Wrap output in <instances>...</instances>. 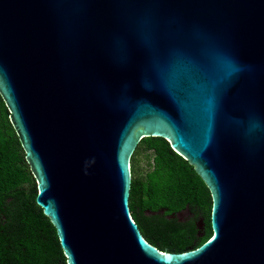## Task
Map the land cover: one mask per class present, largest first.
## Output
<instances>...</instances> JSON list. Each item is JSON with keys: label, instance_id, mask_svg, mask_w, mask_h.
<instances>
[{"label": "water", "instance_id": "95a60500", "mask_svg": "<svg viewBox=\"0 0 264 264\" xmlns=\"http://www.w3.org/2000/svg\"><path fill=\"white\" fill-rule=\"evenodd\" d=\"M0 93L67 264H264V0H0ZM146 136L211 191L197 247L132 214Z\"/></svg>", "mask_w": 264, "mask_h": 264}, {"label": "trees", "instance_id": "16d2710c", "mask_svg": "<svg viewBox=\"0 0 264 264\" xmlns=\"http://www.w3.org/2000/svg\"><path fill=\"white\" fill-rule=\"evenodd\" d=\"M152 152L141 172L137 155ZM129 205L142 233L160 249L181 252L213 234L211 191L162 136L143 137L131 157ZM38 183L0 93V264H67L56 227L38 205ZM188 209L192 216L180 219ZM202 221V225H199Z\"/></svg>", "mask_w": 264, "mask_h": 264}, {"label": "rangeland", "instance_id": "374dc122", "mask_svg": "<svg viewBox=\"0 0 264 264\" xmlns=\"http://www.w3.org/2000/svg\"><path fill=\"white\" fill-rule=\"evenodd\" d=\"M153 161L152 157V152L148 150H142L138 155H137V166L139 171L141 172H146L151 168V164ZM192 216V213L188 210L185 209L184 211L179 213V218L180 219H187ZM199 225H202V221H199Z\"/></svg>", "mask_w": 264, "mask_h": 264}]
</instances>
